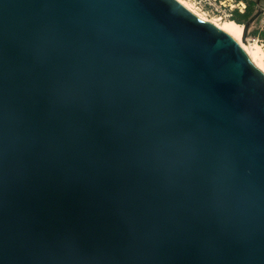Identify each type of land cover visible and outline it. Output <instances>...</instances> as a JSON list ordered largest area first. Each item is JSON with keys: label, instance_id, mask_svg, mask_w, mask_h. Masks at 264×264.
Segmentation results:
<instances>
[{"label": "water", "instance_id": "water-1", "mask_svg": "<svg viewBox=\"0 0 264 264\" xmlns=\"http://www.w3.org/2000/svg\"><path fill=\"white\" fill-rule=\"evenodd\" d=\"M0 264H264L263 72L177 0H0Z\"/></svg>", "mask_w": 264, "mask_h": 264}, {"label": "bare ground", "instance_id": "bare-ground-1", "mask_svg": "<svg viewBox=\"0 0 264 264\" xmlns=\"http://www.w3.org/2000/svg\"><path fill=\"white\" fill-rule=\"evenodd\" d=\"M182 5H184L187 9H189L192 13L197 15L199 18L209 21L219 28L228 32L233 39L237 42V44L241 47V49L246 53L248 58L256 65L258 69H260L264 74V50L258 44L257 41L254 43L250 42V39H245V28L244 25L239 24L235 20L231 18H222L219 16H213V18L209 17L208 14L201 10L192 0H177ZM226 3V0H223ZM232 8H235L234 4H231Z\"/></svg>", "mask_w": 264, "mask_h": 264}, {"label": "rangeland", "instance_id": "rangeland-1", "mask_svg": "<svg viewBox=\"0 0 264 264\" xmlns=\"http://www.w3.org/2000/svg\"><path fill=\"white\" fill-rule=\"evenodd\" d=\"M238 1H242V2L246 3V5H247L246 11L248 12V14H250V17L247 20L241 19L240 12L237 9H235L234 12H233L234 17L231 18V19H233V20L234 19L235 20H242V25H245L249 21V19L258 10L262 9L263 13H264V4L257 5L256 2H253L251 0H229V1H227V4L231 3V4H234V5H237ZM260 16L254 22H252V24L250 25V28L248 30V35H247L246 39H250L251 43H254L255 41H257L258 44L264 50V36H262L263 34H262V31L260 30V20H261ZM209 17L213 18V16H209Z\"/></svg>", "mask_w": 264, "mask_h": 264}, {"label": "built area", "instance_id": "built-area-1", "mask_svg": "<svg viewBox=\"0 0 264 264\" xmlns=\"http://www.w3.org/2000/svg\"><path fill=\"white\" fill-rule=\"evenodd\" d=\"M197 7L205 11L208 16H219L222 18H232L233 12L237 9L241 14H244L247 9L245 2L238 1L235 8H232L230 4L223 2V0H192Z\"/></svg>", "mask_w": 264, "mask_h": 264}, {"label": "crops", "instance_id": "crops-1", "mask_svg": "<svg viewBox=\"0 0 264 264\" xmlns=\"http://www.w3.org/2000/svg\"><path fill=\"white\" fill-rule=\"evenodd\" d=\"M253 2H256L257 5L264 4V0H251ZM260 30L262 31V34H264V13L260 16Z\"/></svg>", "mask_w": 264, "mask_h": 264}, {"label": "trees", "instance_id": "trees-1", "mask_svg": "<svg viewBox=\"0 0 264 264\" xmlns=\"http://www.w3.org/2000/svg\"><path fill=\"white\" fill-rule=\"evenodd\" d=\"M240 16H241V19L247 20L250 17V14H248V12L246 11L244 14L240 13ZM233 17H234V15H233ZM235 21L238 22L239 24H242V20H235ZM262 36H264V34Z\"/></svg>", "mask_w": 264, "mask_h": 264}]
</instances>
